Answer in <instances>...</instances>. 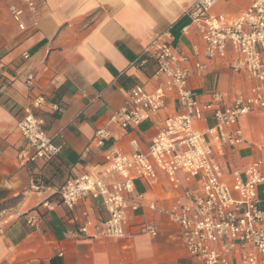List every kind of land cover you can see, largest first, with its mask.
<instances>
[{
	"label": "crops",
	"instance_id": "obj_1",
	"mask_svg": "<svg viewBox=\"0 0 264 264\" xmlns=\"http://www.w3.org/2000/svg\"><path fill=\"white\" fill-rule=\"evenodd\" d=\"M194 1L40 0L37 23L25 17V29L20 30L9 19L0 29V61L5 64L0 75V264H201L188 254L178 227L164 212L179 192H168L163 175L154 186L135 181L136 192L145 201H155L156 209L128 211L124 234L118 238L96 235L95 226L108 217L100 199L85 197L69 211L58 196L30 187L31 180L60 185L84 172L103 171L104 151L94 144L95 131L107 125L132 87L150 92L161 82L153 62L142 67L132 63L156 35L171 28L173 42L186 51L197 42L192 30H183L190 23L185 11ZM250 2L218 0L213 12L231 21ZM202 61L205 70L189 82L199 101L219 91L226 105L247 89L246 75L233 72L223 61ZM26 70L35 74L30 93L46 99L39 115L60 152L21 164L17 153L24 141L17 123L27 103ZM54 104L58 110L52 109ZM180 111L178 102L169 99L134 131L108 125L106 145L128 152L135 137L146 151L162 120ZM212 124L207 115L194 126L203 131ZM238 126L244 143L226 150L216 158L218 163L224 170L241 169L253 160L264 166V109L243 115ZM45 198L50 208L43 205ZM83 213L90 220L85 234L78 232L86 222ZM30 214L37 215L35 226L26 224ZM144 223H151L157 235L143 233Z\"/></svg>",
	"mask_w": 264,
	"mask_h": 264
},
{
	"label": "built area",
	"instance_id": "obj_2",
	"mask_svg": "<svg viewBox=\"0 0 264 264\" xmlns=\"http://www.w3.org/2000/svg\"><path fill=\"white\" fill-rule=\"evenodd\" d=\"M217 2L195 0L185 11L190 23L183 30H192L197 38L189 51L173 42L169 28L156 35L134 59L132 63L138 67L153 62L155 74L162 80L150 92L140 85L132 87L107 125L95 131L94 144L104 151L101 173L84 172L60 185L31 180L30 187L58 196L69 211L85 197L100 199L108 217L95 226L96 235L118 238L124 234L128 211L156 209L155 201H145L136 192L135 181L141 179L154 186L163 175L168 192H179L164 212L178 227L191 257L201 264H264L263 163L253 160L241 169L224 170L216 159L244 143L239 118L264 109V0H251L231 21L213 12ZM39 6L40 0H18L9 5L11 19L23 30L25 17L37 23ZM203 59L223 61L233 72L246 75L247 89L226 105L219 91L210 92L207 101H199L189 82L205 70ZM4 67L0 61V75ZM24 82L27 103L17 123L24 141L17 153L21 164L50 159L60 152L39 115L45 97L30 93L35 84L32 70L24 72ZM169 99L176 100L182 111L162 120L146 151L140 150L135 137L129 140L128 152L107 147L108 125L134 131L164 109ZM52 109L59 107L54 104ZM207 115L213 124L203 131L196 129L194 123ZM47 198L43 205L50 208ZM37 220V215L30 214L26 224L35 226ZM89 226L86 216L78 232L87 233ZM142 232L157 235L151 223H144Z\"/></svg>",
	"mask_w": 264,
	"mask_h": 264
},
{
	"label": "rangeland",
	"instance_id": "obj_3",
	"mask_svg": "<svg viewBox=\"0 0 264 264\" xmlns=\"http://www.w3.org/2000/svg\"><path fill=\"white\" fill-rule=\"evenodd\" d=\"M18 0H0V29H3L9 19L11 20L9 5L12 3H16ZM245 153L242 152V155Z\"/></svg>",
	"mask_w": 264,
	"mask_h": 264
}]
</instances>
